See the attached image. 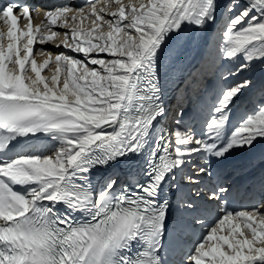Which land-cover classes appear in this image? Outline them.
Masks as SVG:
<instances>
[{
	"label": "snow or ice",
	"instance_id": "snow-or-ice-1",
	"mask_svg": "<svg viewBox=\"0 0 264 264\" xmlns=\"http://www.w3.org/2000/svg\"><path fill=\"white\" fill-rule=\"evenodd\" d=\"M40 16L0 3V264H264V190L233 208L228 188L202 187L211 163L264 143V100L230 119L254 81L229 79L264 66V0H87ZM221 20L214 101L181 110L178 97L165 124V62Z\"/></svg>",
	"mask_w": 264,
	"mask_h": 264
},
{
	"label": "bare ground",
	"instance_id": "bare-ground-1",
	"mask_svg": "<svg viewBox=\"0 0 264 264\" xmlns=\"http://www.w3.org/2000/svg\"><path fill=\"white\" fill-rule=\"evenodd\" d=\"M224 21V20H221ZM213 33V30L210 33L204 34L199 32L196 38V41L194 42V45L192 46V50L197 51L199 54L201 53V51L204 49L206 50V52H208L210 50V46L207 47V44L210 43L211 41H213V37L211 36V34ZM211 40V41H210ZM47 48L49 50H51L52 52H59L61 51L60 48H56L54 46H47ZM207 56V54H206ZM201 57L203 58V55H201ZM185 61L179 63V61L176 63L177 65L170 67V71L168 72V76L166 77V98H165V102H170L171 101V97H170V92H174L175 88H178L179 84V80L183 75L189 74L190 70L192 68H194V65L191 64L190 62H188V55L184 57ZM198 59L194 60L195 63H198ZM219 66V65H218ZM230 67V66H229ZM258 68V67H256ZM217 69V67L214 69V71ZM219 69V68H218ZM213 71V75H215ZM219 72V70H217ZM260 76H258V79L254 80V84L255 87L257 86V84L260 82L262 83L264 81V68L262 69V72H260ZM230 80H233V76L229 77ZM254 90V89H253ZM252 90V91H253ZM219 91V88L216 86V81L213 80L211 82V84H209L206 88H204V90L202 91L203 97L201 99H203L205 101V103H210L212 98H215V94ZM251 93H249L250 95ZM194 97L193 95L190 97V101H193ZM200 99V100H201ZM244 97L241 99V101L236 105V108L234 109L233 113L230 114V119L233 123L236 122V120H238L243 113H244V108H242L241 106L239 107V105L243 102ZM263 100V98L261 99V101ZM201 106H203V104H201ZM256 106V105H250L249 108L250 110H252V108ZM195 108V106L193 107ZM189 107L186 109L188 110ZM263 144V143H262ZM213 165H219L216 164L215 162L212 163Z\"/></svg>",
	"mask_w": 264,
	"mask_h": 264
},
{
	"label": "rangeland",
	"instance_id": "rangeland-1",
	"mask_svg": "<svg viewBox=\"0 0 264 264\" xmlns=\"http://www.w3.org/2000/svg\"><path fill=\"white\" fill-rule=\"evenodd\" d=\"M226 18V17H225Z\"/></svg>",
	"mask_w": 264,
	"mask_h": 264
}]
</instances>
